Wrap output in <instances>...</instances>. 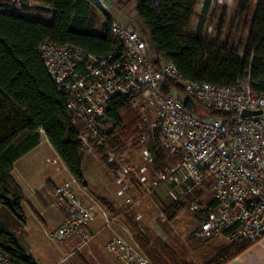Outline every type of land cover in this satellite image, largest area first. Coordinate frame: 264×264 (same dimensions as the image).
<instances>
[{
    "label": "trees",
    "instance_id": "16d2710c",
    "mask_svg": "<svg viewBox=\"0 0 264 264\" xmlns=\"http://www.w3.org/2000/svg\"><path fill=\"white\" fill-rule=\"evenodd\" d=\"M128 1L136 4L140 25L134 28L147 41L150 54L163 55L174 62L185 80L234 87L249 76L253 89L264 92V0H239L238 14L252 7V16L244 27L247 36H242L238 43L231 36L225 40L203 36L205 18L213 0H205L196 34L189 30L201 0ZM154 1L158 4L154 5ZM37 2L54 9L50 23L27 16L29 0H21L23 11L17 13L7 10L11 0H0V208L6 207L22 221L26 219L23 209L26 198L12 172L15 163L39 144L40 130L45 132L75 179L87 186L83 173L87 150L79 142L84 124L69 108V94L50 75L40 47L46 42L59 46L71 44L96 56L124 49L113 36L115 22L112 16L92 0ZM174 86L182 92V86L173 81L169 82L166 91ZM209 113L219 115L214 110ZM105 122L107 129L101 135L103 142L95 151L111 172H116L118 164L110 160V153L112 150L121 153L120 147L131 141L136 149H149L156 171L166 170L181 160L180 155L173 156L162 148L158 128L155 139L140 145L139 138L143 134L151 135V129L139 113L134 97L122 94L114 97ZM202 192L196 189L174 199L166 206L167 217H175ZM216 205L214 200L213 206ZM131 223L135 240L146 256L156 261L159 253L148 247V241L145 243L144 240L149 239L135 222ZM252 243L248 240L230 243L208 263L227 264ZM0 248L17 263L36 264L2 224Z\"/></svg>",
    "mask_w": 264,
    "mask_h": 264
},
{
    "label": "built area",
    "instance_id": "2783aa9c",
    "mask_svg": "<svg viewBox=\"0 0 264 264\" xmlns=\"http://www.w3.org/2000/svg\"><path fill=\"white\" fill-rule=\"evenodd\" d=\"M112 31L124 49L105 56L88 54L71 44L46 42L40 47L50 75L69 94L68 106L84 124L79 137L82 148L95 151L103 142L105 115L114 97L132 96L134 103L149 100L156 107L157 120L150 128L151 135L139 138L140 145L155 139L158 128L162 148L180 155L181 160L157 173L140 197H149L161 184L181 196L194 189L208 191L217 205L195 229L199 239L224 236L254 242L264 237V92L253 89L249 76L234 87L185 80L174 62L150 54L147 41L134 27L115 22ZM171 81L182 86V92L178 86L167 92ZM186 95L194 98V109L184 105ZM210 110L219 115L210 114ZM246 110L260 113L244 115ZM147 154L152 161L150 151ZM110 155L119 166L129 167L124 159ZM133 170L135 167H129L127 171ZM123 178L120 173V180ZM53 197L65 219L50 236L60 242L76 240L78 249L89 244L97 235L91 227L96 204L87 203L66 186L55 188ZM127 202L132 205L141 199L132 196ZM193 207L197 209L198 204L194 202ZM115 219L110 217L105 228L114 231ZM106 247L124 264H153L118 232ZM0 264L20 263L0 248Z\"/></svg>",
    "mask_w": 264,
    "mask_h": 264
},
{
    "label": "rangeland",
    "instance_id": "374dc122",
    "mask_svg": "<svg viewBox=\"0 0 264 264\" xmlns=\"http://www.w3.org/2000/svg\"><path fill=\"white\" fill-rule=\"evenodd\" d=\"M204 2L205 0H201L199 3L198 14L196 15L193 24L189 30V33L191 34H196L198 32L199 24L202 18ZM32 3L34 5L32 10L28 13V16L34 20H42L46 23H50L53 18V15H51V10L45 8L43 5L41 6L40 3L38 4L36 0H32ZM107 3V9L111 10V12L121 11L122 14L123 12L126 13L127 21L128 23H130V26L136 27L140 25L138 23L135 11L136 4L134 2H130L128 0H107ZM153 4L157 5L158 3L154 1ZM8 6H10L9 8H12L13 11H19L22 8L20 0H11V3ZM250 8L252 9V7ZM250 8L247 9L245 12L238 14L237 11L239 9V0H213L210 11L205 18V23L203 26V36L208 37L209 39L221 37L222 40H225L231 36L232 39L235 40L236 43H238L242 36H247V32L244 27L245 24L251 20L252 13H250ZM100 19H102V16H100ZM243 54L244 53L241 52L240 55L243 56ZM135 104L138 107L139 113L144 117L149 127L151 128V126L154 125L157 120L156 107L151 104L149 100L145 99H142ZM198 109L201 108L199 107ZM41 135L45 136V133L42 130H40V138ZM132 143L133 141L127 143V145L125 146L123 145L122 147H120L121 153H116L112 150V154L116 159H124L127 167L129 165V167H135L136 170L129 172L127 171L129 167L123 168L124 166L121 167L118 165V169L116 170V172L112 173L101 162L96 151L87 150L84 159L85 161L83 164V173L85 175L86 182L89 185V191H87V189L79 183V187H76L74 185L65 186L80 195L81 197L85 198L86 202L93 204L95 202L99 203V201L97 200V198H93L91 193L92 189H96V187H94L93 180H91V176H94V174H97L98 172L100 175L103 176L105 180H107V184L111 188H121L122 185L119 183V181H117V179L120 178V173H123L125 177L126 181L125 183L123 182L124 185H128L129 188L131 187V185H135L137 178L142 179L141 177L146 178L145 181L143 179L141 180L142 184L144 186L149 187L151 181L156 179V174L165 170H154L152 164L153 161H150L149 157L147 156V152L149 151V149L146 147H143V149H136L133 147ZM24 160H26L24 161V166H28V169L31 168L36 170L40 174L41 180L45 179L46 181L47 179H49V177H51L53 181L56 182L57 179H59L57 175H62V170L60 168V165L62 166V163L59 157L56 156L54 151H52V149H50L48 145H44L43 143L40 149H38V151L31 154ZM143 168H147L148 170H146V172H142L141 169ZM55 176L57 178H55ZM117 182L121 186H119ZM170 192L171 188L168 187V185L166 184H161L156 190H152L150 196H147L146 198H141V194L139 195L136 194V192L134 193L133 191L129 190L128 195L130 196L128 197L133 196L134 200L141 199V202L132 205L127 202V207L125 208L124 213L127 212L136 214L140 210H145L147 212L146 216L148 218L155 219L156 217H158L159 214H165V207L174 200L172 199ZM213 198L214 196L211 192L203 191L197 198H195V201L189 203L188 206H186V208L183 210V215L192 214L194 215L197 221L193 232L190 233L191 236L193 235L195 238H199L194 233L195 229H197V227L199 226V223L204 217V215L208 216L210 214L211 211L209 212V209H207L206 206L207 203ZM194 202L198 204L197 209L193 207ZM4 212L6 215H4ZM25 215L28 216V227L24 226V221L14 217V215H12L6 207H2L0 209V222L3 223V225L9 229L8 231L10 233L14 234L17 237V242L22 247H25L27 250H29V252L38 261V264H50L52 261H54L60 256V251L58 250L57 245L62 242L53 239L50 236V230L47 231L44 229H38L36 224H34L32 220H30V215L27 213L26 210ZM139 222L142 223L140 220ZM164 223L165 222L156 223V221H153V223L149 224L150 236H155L157 234L156 230L158 229H162V233H165L167 235L172 233V227L170 225H165ZM177 225H179L182 229L181 222L180 224H174V228L177 227ZM113 232L115 235V232L117 231L114 229ZM123 232L122 233L125 234L124 236L128 239V241L133 243L145 255H147L145 250L139 246L138 241L133 240L128 236L132 234V232H129V230L127 229L125 231L123 230ZM214 238L217 237L210 236L204 238V240H193L195 242L196 247L194 250L195 252L193 254L192 250H189V253H187L186 248L182 247L181 245H178L181 249V252H179V254L182 256L173 251V249H171L170 246H168V244H166L162 240H157L158 242H161L160 245H156L154 241L149 242L148 247L150 249H154L156 252L159 253V257L158 259H156V261L155 259H152L153 264H209L208 262L212 258L217 256L230 243L237 242L229 240L226 237H221L223 238V240H212ZM153 240H155V237L153 238Z\"/></svg>",
    "mask_w": 264,
    "mask_h": 264
},
{
    "label": "crops",
    "instance_id": "0c3cea01",
    "mask_svg": "<svg viewBox=\"0 0 264 264\" xmlns=\"http://www.w3.org/2000/svg\"><path fill=\"white\" fill-rule=\"evenodd\" d=\"M92 1L95 2L102 9H104L108 15L112 16L114 22L121 23L124 26H130V23H128L127 21L126 13L123 12L122 14L121 11L111 12V10L107 9V6H106L108 5L107 0H92ZM20 4L22 5L21 0H20ZM33 5L34 4L32 3V0H29V9L26 11L27 16H28V13L32 10ZM9 7L10 6L7 7V10L10 12L17 13V12L23 11V7L19 11L18 10L13 11L12 8H9ZM44 7L51 10V15L54 14L53 8L46 7V6ZM100 21H103V19H100ZM42 143L44 145H48V147H50V149L54 151L56 156L59 157L62 163V166L60 165V168L62 170L61 171L62 175H57L59 179H57L56 182H54L51 177H49V179H47L46 181L45 179L41 180L40 174L36 170L31 169V168L28 169V166H24V161H26L24 159H26L31 154L38 151ZM12 175H13L14 180L21 187L25 195V198H26L25 203L23 205V209L25 208L24 212L25 210L27 211V213L30 215V220H32L33 223L36 224L38 229H41V230L44 229L47 231L50 230L51 232L56 227H58L65 219V212L63 211V209L59 206V204L56 202V200L53 197L54 189L57 188L58 186L74 185L76 187H79V184L82 185L75 179L73 174L66 167L65 163L63 162V160L61 159L57 151L53 148V146L49 142L46 134L45 136L41 135L39 144L34 149H32L27 154L22 156L15 163V168L12 172ZM55 178L57 177L55 176ZM139 179L140 178H137L135 185L133 184L129 188L128 185H124L126 181L125 177L122 180H120L119 178L117 179V181H119V183L122 186L117 182V184L121 186V188L119 187L118 189L117 187L111 188L107 184V180H105L103 176L99 174V172L97 174H94V176H91V180H93L94 182V187H96V189L91 190V193H92L93 198H97V200L99 201V203L95 202L96 210H95L94 217L91 221V227L94 231L97 232V235L89 244H87L86 246H83L81 249L76 248V244H77L76 240L71 241V242L59 243L57 245V248L60 251V256L54 261H52L50 264H90V263L92 264H124V262L119 257H117L115 254L110 253L106 247L108 242L111 240V238L114 235L113 230L109 228H105L107 220L112 216L116 217L113 223V228L117 232L122 234L123 236L125 235L123 233H126V232H123V230L125 231L127 229L129 230V232H132V234L128 236L132 238L133 240H135L134 227L131 223L133 221L139 226L143 234H145L146 237L149 239V240H144L145 243L146 241H148V244H149V242L154 241L156 245H160L158 244L157 240H162L166 244H168V246H170V248L173 249V251H175L177 254L181 252V249L179 248L178 245H181L182 247L186 248L187 253H189V250H192V254H193L196 248L195 242L193 240H204V239L195 238L193 235L192 236L190 235V233L193 232L196 226V223H197L194 215L192 214L183 215L182 213L184 211H181L175 217H173L172 219H169L167 215L165 217L166 213L164 211L165 214H159L158 217H156L155 219H152L146 216L147 212L145 210L143 211L140 210L136 214L127 213V212L124 213V210L127 207V201H126L127 197L130 196L128 195L129 190L133 191L134 193L136 192V194H139V195L143 194L145 190V186L142 184L141 179L140 181ZM83 187L86 188L87 191H89L88 184L87 186H83ZM195 191L196 190H193V192ZM170 193H171L172 199H178V198L183 197L181 196L180 192H175V193L170 192ZM101 200H104L105 202H102ZM213 203H214V199L210 200L207 203L206 207L207 209H209L208 210L209 212L211 211V209L214 208ZM4 215H6L5 212H4ZM14 217L16 216L14 215ZM139 220L142 223H140ZM152 220L154 222L156 221V223L165 222L164 223L165 225H170L172 227L171 229L172 233H170L171 235L162 233V229H158L156 230L157 234L151 237L149 234L150 232L149 224L153 223ZM180 222L182 223V229L180 228L179 225H177V227L174 228V224L175 225L180 224ZM24 223H25L24 226L28 227V216H26ZM0 224L3 225V223L1 222ZM7 230L9 229L7 228ZM12 235L17 241V237L14 234ZM154 237H155V240H153ZM221 237H224V236H217V238H214L212 240H223V238ZM23 248L30 256L34 258L36 264H38V261L29 252V250H27L25 247ZM227 264H264V237H262L261 239L257 241H254L249 248H247L241 254L236 256L233 260H231Z\"/></svg>",
    "mask_w": 264,
    "mask_h": 264
},
{
    "label": "water",
    "instance_id": "95a60500",
    "mask_svg": "<svg viewBox=\"0 0 264 264\" xmlns=\"http://www.w3.org/2000/svg\"><path fill=\"white\" fill-rule=\"evenodd\" d=\"M184 105L189 108V109H194L195 108V100L193 97H191L190 95H186L184 97ZM260 113L259 111H250V110H246L244 112V115H252V114H258Z\"/></svg>",
    "mask_w": 264,
    "mask_h": 264
}]
</instances>
